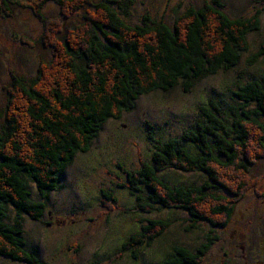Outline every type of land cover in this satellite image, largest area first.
Listing matches in <instances>:
<instances>
[{
  "label": "trees",
  "instance_id": "obj_1",
  "mask_svg": "<svg viewBox=\"0 0 264 264\" xmlns=\"http://www.w3.org/2000/svg\"><path fill=\"white\" fill-rule=\"evenodd\" d=\"M25 1L0 0V15H10L14 7L30 8L47 25L50 21L44 20L42 9L49 1L69 8L68 15H81L86 6L95 14H84L68 31L69 37L64 34L59 43L52 42L61 52L42 61L33 78L13 74L4 88L0 256L46 264L27 247L25 217L41 221L47 208L43 200L60 189L61 177L75 156L88 153L106 124L132 112L140 97L178 86L190 93L199 80L238 67L250 51L248 35L261 29L262 12L232 19L221 0H204L202 6L179 14L172 25L149 17L141 25H131L107 1ZM42 35L39 42L51 37ZM261 58L264 42L247 65H259ZM49 85L54 87L46 93ZM233 93L236 105L211 98L199 107L201 120L180 137L156 140L151 162L137 170L122 169L126 178L120 186L137 196V204L126 212L150 215L180 209L190 216L189 229L200 223L223 228L249 192L262 198L258 189L262 176L254 174L253 167L264 160V72ZM15 103L21 104L20 114L21 110H11ZM168 170L202 173L208 180L172 186L162 178ZM31 183L41 199L34 196ZM108 197L116 201L112 193ZM10 208L16 213L13 219ZM170 226L169 220H148L124 246L134 247L133 258L138 259L141 247H151ZM214 237L208 236L196 251L174 247L163 264H205Z\"/></svg>",
  "mask_w": 264,
  "mask_h": 264
},
{
  "label": "rangeland",
  "instance_id": "obj_2",
  "mask_svg": "<svg viewBox=\"0 0 264 264\" xmlns=\"http://www.w3.org/2000/svg\"><path fill=\"white\" fill-rule=\"evenodd\" d=\"M95 1L109 2L131 25H141L148 17L172 25L179 14L193 6H202L204 0ZM221 2L224 12L232 19L262 12L261 29L248 35L250 51L243 55L240 65L234 70L199 80L190 93L183 92L178 86L167 93L156 91L142 96L132 112L125 113L120 121L110 120L106 124L89 152L77 154L72 165L66 168L60 189L43 200L47 208L41 221L24 216L27 247L35 250L44 263L163 264L174 247L183 246L196 251L212 235L215 237L205 264H245L240 248L237 250L239 258L234 259L231 254L240 236H243L245 248H251V255L255 248H264V199L255 198L254 191L237 205L232 222L227 227L213 228L207 223H200L198 228L189 229L190 216L185 210L163 209L150 215L126 212L137 204V196L120 186L126 178L122 169L136 170L142 163L152 161L156 140L180 137L201 120L199 107L209 103L211 98L222 99L224 105H236L238 100L233 91L239 85L259 78L264 72V58L254 67L246 62L264 42V0ZM93 9L86 6L81 15L73 16L65 13L69 8L62 9L54 1H49L42 9L44 20L50 21L47 25L30 8L14 7L10 15H0V131L7 125L3 112L7 108L4 88L12 75L33 78L42 61L61 52L52 42L59 43L64 34L69 37L68 31L82 21L84 14L95 15ZM42 34L51 37L46 42H39ZM66 76L69 77V74ZM53 87L49 85L46 93ZM15 109L21 110L18 114L23 110L18 103L11 108ZM253 172L262 176L258 189L263 198L264 160L253 167ZM161 174L172 186L202 185L208 180L206 175L198 172L168 170ZM30 186L34 196L41 199L35 185L31 183ZM109 193L116 201L108 197ZM252 206L253 214L246 216L245 209ZM15 217V211L10 208V218ZM161 219L169 220L171 226L151 247H141L139 258L134 259V247H125L124 244L140 232L148 220ZM226 252L231 255H226ZM245 255L249 257L248 252ZM0 264L24 263L0 256Z\"/></svg>",
  "mask_w": 264,
  "mask_h": 264
},
{
  "label": "flooded vegetation",
  "instance_id": "obj_3",
  "mask_svg": "<svg viewBox=\"0 0 264 264\" xmlns=\"http://www.w3.org/2000/svg\"><path fill=\"white\" fill-rule=\"evenodd\" d=\"M260 199H264V197L260 198ZM245 211L247 212L246 216H248V215H252L253 214L254 209H250V207H248V208L245 209ZM231 222H232V220H231ZM244 244L245 243H244V240H243V236H240L238 242H236V244L234 245V249H233V251L231 253L232 254V258H234V259L239 258L238 254H237V252H238L237 250H238V248H240V250L243 253V257H245V264H264V248L261 247V246L259 248H255V252H254V254H252V255H256L254 257L249 252L251 250V248L250 249L249 248L246 249ZM229 249L230 248H228V251H229ZM258 250H261V251H258ZM246 252L249 253V257H247L245 255ZM231 254L226 252V255H228V256L231 255ZM257 257H260V258L256 259Z\"/></svg>",
  "mask_w": 264,
  "mask_h": 264
}]
</instances>
